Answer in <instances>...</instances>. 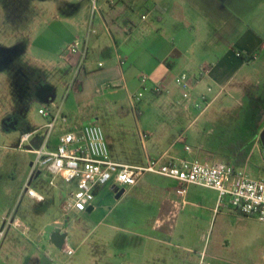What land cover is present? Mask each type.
Returning a JSON list of instances; mask_svg holds the SVG:
<instances>
[{
	"label": "crops",
	"instance_id": "0c3cea01",
	"mask_svg": "<svg viewBox=\"0 0 264 264\" xmlns=\"http://www.w3.org/2000/svg\"><path fill=\"white\" fill-rule=\"evenodd\" d=\"M97 1L99 11L93 21L96 33L92 35L90 31L94 30L93 23L87 26L83 22L64 45L67 48L76 43L87 48L84 56L76 57V65L70 66L67 57L61 58L63 49L39 50L44 52V63L50 68L59 66L58 61L62 59L64 62L60 64L76 71L83 84L97 85L96 97L110 118L105 129L122 138V153L118 154V148H113L114 142H109V136L104 133L111 159L140 167L148 159L159 158L163 163L188 159L233 164L221 148L225 159L214 160L213 154L205 151L203 145L197 153L191 149L186 151L185 146L190 140L194 121L201 115L194 117V103L201 95L207 99L205 93H212L213 88L219 89L218 95L249 64L240 61L233 49L232 53L229 49L220 52L218 46L213 47L211 53L209 48L204 49L202 10L194 0H114L113 5L108 0ZM139 12L144 13L138 23L129 19L130 14ZM120 17L128 26L118 24ZM105 22L112 32L106 29ZM241 39L236 54L245 60L251 56L253 62L261 61L264 68V42L254 31L241 35ZM104 46L110 51L107 67L91 69L89 52L98 54ZM181 73H186L191 80L188 100L183 99L175 83ZM142 76L147 77L146 84L154 95L177 93L180 108L171 111L175 123L154 127L142 125L139 119L141 101L131 100L136 96V89L142 86ZM157 84L163 87L162 92L152 91ZM208 88L211 91H207ZM131 114L135 121L132 128L126 123L128 118L131 120ZM179 135L184 136L185 143L178 141ZM259 135L260 132L252 148L258 147ZM127 137L136 145L139 142L144 145L143 152L138 150L137 157L131 155L129 143L125 141ZM176 189L175 181L148 173L130 187L103 186L96 190L94 200L85 212L64 214L61 208V214L37 219L26 236L7 227L0 239V264H201L202 253L205 254L202 264H253V257L262 260L264 224L240 215L231 206L219 207L215 190L188 186L184 196H180ZM120 190L123 191L117 197ZM220 214L232 221L234 233L231 238H219L218 233L217 239L210 242L208 232ZM68 215L80 217L70 222L65 218ZM2 217L3 214L0 215V229L4 228ZM255 221L260 223L257 227L253 226ZM53 223L59 224L60 232L66 234L62 248L43 237L44 228ZM223 227L219 225L218 231ZM88 237L90 243L86 246ZM64 247L71 248L73 254L67 255ZM82 247L86 250L82 251Z\"/></svg>",
	"mask_w": 264,
	"mask_h": 264
},
{
	"label": "rangeland",
	"instance_id": "374dc122",
	"mask_svg": "<svg viewBox=\"0 0 264 264\" xmlns=\"http://www.w3.org/2000/svg\"><path fill=\"white\" fill-rule=\"evenodd\" d=\"M194 1L202 10L204 49L209 48L210 53L215 46L221 49L220 52L233 49L240 61L249 64L218 95L219 89L215 88L212 93H205L210 104L204 112L195 108L193 111L194 117L201 115L194 121L187 146L197 153L200 145H203L205 151L213 154L214 160H223L225 157L220 148L226 147L235 138L246 134L253 138L264 130V68L261 61L253 62L251 56L245 60L236 54L242 43L241 35L247 32L253 34L254 31L264 42V0ZM91 6L92 0H0V215L17 217L30 228L37 219L61 214V206L76 191L73 183H65L60 178L55 180V186L50 185L51 176L45 170H40V174L32 177L28 185L44 197L43 203H36L22 192L33 156L19 150L17 145L21 136L46 122L38 113L41 107L52 112L59 111L66 117V124L60 128L75 131L87 124H98L109 136L108 141L114 142L113 148H118V154L122 153V138L113 134L112 130L108 132L105 129V123L110 118L96 97L97 85L83 84L76 71L60 64L62 59L58 61L59 66L50 68L44 63V52L39 50L63 49L60 52L64 53V45L71 40L74 30L80 29L83 22L87 26L93 23L96 14L92 13ZM142 13L130 14L129 19L138 23ZM121 23L128 26L123 17L118 20V24ZM105 26L112 32L107 22ZM92 29L93 35L96 24L93 23ZM76 45L85 55L87 48ZM109 52L106 46L98 54L91 50L88 58L90 68H106ZM146 87L143 90L139 86L135 91L136 96L142 93L139 102L142 125L154 127L157 124L170 126L175 123L171 111L180 108L177 93L154 95L148 84ZM48 96L52 97L46 101ZM126 123L131 128L135 125L132 114L131 120L128 118ZM61 133L57 129L53 139ZM202 135L205 137L202 138ZM127 139L124 140L129 143L131 155L137 157L138 150L143 152L144 145L140 142L136 145L132 139ZM258 144L257 148L251 146L248 159L241 167L251 177H264V148ZM202 155L206 154L203 152ZM79 217L68 215L65 218L71 222ZM258 224V221L253 222L255 227ZM219 225L224 226L220 231ZM218 233L219 238H231L230 235L234 233L232 221L224 214L217 216L210 227L208 241L217 239ZM89 243L88 237L86 246ZM85 250L82 247V251ZM253 264H264V261L253 257Z\"/></svg>",
	"mask_w": 264,
	"mask_h": 264
},
{
	"label": "built area",
	"instance_id": "2783aa9c",
	"mask_svg": "<svg viewBox=\"0 0 264 264\" xmlns=\"http://www.w3.org/2000/svg\"><path fill=\"white\" fill-rule=\"evenodd\" d=\"M113 5L114 0H108ZM92 13L99 11L97 0H92ZM92 33L94 30H90ZM84 56L76 43H71L61 54L70 66L76 65V57ZM204 72V69H201ZM141 88L146 90L147 77L142 76ZM175 83L181 91L183 99L188 100L191 95V80L186 73L175 78ZM153 92L163 91L157 84ZM207 91H211L210 88ZM142 93L131 97L132 102L139 101ZM210 102L204 95L194 103L196 109L204 112ZM38 113L46 122L21 136L17 148L33 156L29 176L23 185L22 192L35 202L42 203L44 197L29 187V180L40 170H45L50 176V185L55 186V180L61 178L65 183H75L76 191L61 206L62 212L68 214L85 212L92 204L97 189L112 184L116 188L130 187L146 173L171 179L177 183L176 193L184 196L188 186H197L215 190L218 194V206H231L240 215L257 219L264 224V177H251L244 169L229 163L212 164L195 160L180 159L176 162L163 163L161 158L148 159L144 166H132L113 161L105 141L102 128L91 123L80 129L71 131L60 128L66 124V117L59 111L52 112L44 107ZM59 129L62 133L54 140L53 134ZM180 143H185L183 135L178 136ZM186 151H190L185 146ZM4 225L0 229V239L5 229L12 227L26 236L30 228L19 218L12 215L3 216ZM67 255L73 250L64 247ZM204 253L201 254L202 264ZM264 261V250L262 254Z\"/></svg>",
	"mask_w": 264,
	"mask_h": 264
},
{
	"label": "trees",
	"instance_id": "16d2710c",
	"mask_svg": "<svg viewBox=\"0 0 264 264\" xmlns=\"http://www.w3.org/2000/svg\"><path fill=\"white\" fill-rule=\"evenodd\" d=\"M255 136L251 138L248 134L241 136L239 139L228 144L226 147L222 148L226 153H228L230 160H232L235 167H242L249 156L250 149L254 143Z\"/></svg>",
	"mask_w": 264,
	"mask_h": 264
},
{
	"label": "water",
	"instance_id": "95a60500",
	"mask_svg": "<svg viewBox=\"0 0 264 264\" xmlns=\"http://www.w3.org/2000/svg\"><path fill=\"white\" fill-rule=\"evenodd\" d=\"M52 96H48L46 101H49ZM260 143L263 145L264 148V130L259 135ZM123 190H120L118 192L117 197L121 195ZM60 225L53 223L50 225H47L43 230V237L45 240L50 241L53 243L56 247L62 248L66 241V234L60 232Z\"/></svg>",
	"mask_w": 264,
	"mask_h": 264
},
{
	"label": "flooded vegetation",
	"instance_id": "af4514ba",
	"mask_svg": "<svg viewBox=\"0 0 264 264\" xmlns=\"http://www.w3.org/2000/svg\"><path fill=\"white\" fill-rule=\"evenodd\" d=\"M48 98V97H47ZM47 98H46V100H47Z\"/></svg>",
	"mask_w": 264,
	"mask_h": 264
}]
</instances>
